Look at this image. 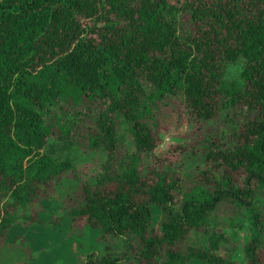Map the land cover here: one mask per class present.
Returning a JSON list of instances; mask_svg holds the SVG:
<instances>
[{
  "label": "trees",
  "instance_id": "1",
  "mask_svg": "<svg viewBox=\"0 0 264 264\" xmlns=\"http://www.w3.org/2000/svg\"><path fill=\"white\" fill-rule=\"evenodd\" d=\"M181 13L191 27L179 26ZM168 94L181 96L195 121L247 111L231 145L207 139L188 189L174 171L141 169L159 144L155 112ZM85 117L87 147L106 159L64 212L85 217L103 244L81 264H237L218 252L221 232L178 247L226 204L249 221L243 263L264 264L255 208L264 193V0H0L1 233L37 201L40 185L74 169L75 127ZM122 125L135 144L126 155Z\"/></svg>",
  "mask_w": 264,
  "mask_h": 264
},
{
  "label": "rangeland",
  "instance_id": "2",
  "mask_svg": "<svg viewBox=\"0 0 264 264\" xmlns=\"http://www.w3.org/2000/svg\"><path fill=\"white\" fill-rule=\"evenodd\" d=\"M177 18L181 28L191 27L187 13L178 14ZM239 68L240 62L232 65L229 76L236 77ZM164 101L167 105L155 112L159 144L153 155L144 156L141 169L147 172L151 164H156L160 169L174 171L181 176L183 187L188 189L196 182L197 172L204 164L203 147L207 139L217 141L221 137L223 142L231 145L233 141L230 135L246 118L247 111L238 107L221 111L209 120L195 121L186 110L181 96L168 94ZM77 123L75 135L80 142L72 150L74 169L48 185H40L37 201L20 208L17 222L6 232H0V264H81L88 251L102 250L98 231L89 226L85 217L67 216L64 213L79 205L83 199V183L94 180L106 159L104 151L87 147L84 133L91 120L85 117L77 119ZM73 133L72 129L69 134L71 138ZM119 135L120 155L135 149L126 125L119 128ZM255 208L264 218V193L257 195ZM161 216L160 209H155V226ZM249 227L245 211L226 204L211 216L207 230L190 231L178 247L186 252L190 246H202L207 234L221 232L227 239L219 244L218 252L225 256L233 254L237 264H244L242 255L250 236ZM261 236L264 237V224ZM109 240L114 242L118 239L110 237ZM262 257L264 263V255ZM135 260L133 258L132 264H140ZM189 264L201 263L193 260Z\"/></svg>",
  "mask_w": 264,
  "mask_h": 264
}]
</instances>
